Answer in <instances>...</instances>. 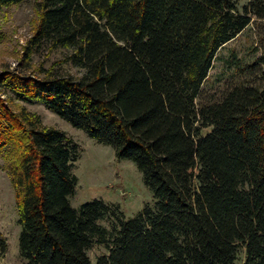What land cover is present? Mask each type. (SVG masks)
<instances>
[{
	"label": "trees",
	"instance_id": "1",
	"mask_svg": "<svg viewBox=\"0 0 264 264\" xmlns=\"http://www.w3.org/2000/svg\"><path fill=\"white\" fill-rule=\"evenodd\" d=\"M38 6L26 68L46 47L81 73L0 72V155L24 264H93L95 245L107 251L95 264H264V52L246 67L260 82L200 100L216 53L251 16L264 20V0L240 11L234 0ZM14 102L44 106L131 161L153 205L129 219L101 200L72 208L77 144ZM6 248L0 237V256Z\"/></svg>",
	"mask_w": 264,
	"mask_h": 264
},
{
	"label": "rangeland",
	"instance_id": "2",
	"mask_svg": "<svg viewBox=\"0 0 264 264\" xmlns=\"http://www.w3.org/2000/svg\"><path fill=\"white\" fill-rule=\"evenodd\" d=\"M40 1L25 0L18 5L0 8V72L53 71L77 78L81 72L68 63H62L67 54L64 49L48 51L42 47L30 56L26 68L22 55L35 30ZM234 1L240 11L252 0ZM263 52L264 20L251 16L249 26L216 53L208 79L201 88L200 100L206 103L217 101L223 93L243 80L251 84L260 82L262 78L258 68L250 72L246 67L253 64ZM12 105L17 108L23 106L37 115L45 127L62 131L77 144L79 157L72 169L77 185L70 198L72 208L76 209L92 200H101L118 207L125 219H129L145 205H153L154 200L142 182V175L131 161L116 160L111 147L90 139L83 131L73 128L38 103L14 102ZM103 225L107 226L106 223ZM18 235L14 193L0 155V237L7 245L5 253L0 256V264H24L18 254ZM106 253L103 246L95 245L88 251V256L95 264L96 258Z\"/></svg>",
	"mask_w": 264,
	"mask_h": 264
}]
</instances>
